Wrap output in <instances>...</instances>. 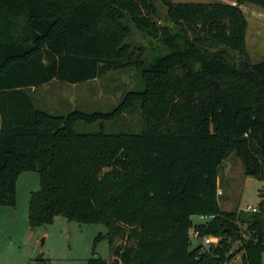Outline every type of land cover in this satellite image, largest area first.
I'll use <instances>...</instances> for the list:
<instances>
[{"label":"trees","instance_id":"trees-1","mask_svg":"<svg viewBox=\"0 0 264 264\" xmlns=\"http://www.w3.org/2000/svg\"><path fill=\"white\" fill-rule=\"evenodd\" d=\"M243 3L264 10V0H0V205H15L18 176L36 171L31 230L56 216L100 223L107 232L93 255L98 240L112 249L125 236L113 250L123 264H264V200L225 211L217 194L232 153L246 176L264 179V59L245 52ZM134 31L157 44L152 55ZM129 67L141 87L109 111L54 114L31 96L53 79L77 84ZM135 108L138 132L74 129ZM191 230L219 242L191 247Z\"/></svg>","mask_w":264,"mask_h":264},{"label":"rangeland","instance_id":"rangeland-1","mask_svg":"<svg viewBox=\"0 0 264 264\" xmlns=\"http://www.w3.org/2000/svg\"><path fill=\"white\" fill-rule=\"evenodd\" d=\"M172 2H215L232 0H171ZM160 11L164 6L157 2ZM242 11L247 20L245 32V52L251 63L264 59V10L251 4L243 3ZM162 23L160 18H155ZM133 43L147 48L152 55L157 44L134 31ZM238 61L237 52H233ZM141 87L138 71L134 67L111 70L101 77L77 84L53 79L31 91L32 99L38 109L54 114H66L72 110L109 111L128 90ZM141 116L137 108L126 112L122 117L112 121L86 124L77 121V132L90 133L102 126L106 132H138L141 128ZM264 167V156H263ZM221 193L218 197L220 208L226 211L246 210L248 206L258 208L264 200V179L246 176L240 160L232 153L219 170ZM39 174L25 171L18 178L15 205H0V264H85L93 256L106 259L108 264H123L114 254L116 247H124L128 241L124 237H115L110 249L106 239L92 247L95 237L106 233L107 229L100 223H80L56 216L51 224L41 225L31 230L27 220V211L31 193L39 189ZM222 194V195H221ZM192 222L202 223L197 215L191 216ZM242 231L245 226L241 225ZM192 232V230L190 231ZM126 233V231H125ZM247 235V234H246ZM191 247L201 241L192 238ZM132 243V242H130ZM235 260H239L238 256ZM264 263V254L262 255Z\"/></svg>","mask_w":264,"mask_h":264},{"label":"built area","instance_id":"built-area-1","mask_svg":"<svg viewBox=\"0 0 264 264\" xmlns=\"http://www.w3.org/2000/svg\"><path fill=\"white\" fill-rule=\"evenodd\" d=\"M221 191H217V194H220ZM247 210L248 211H256L257 208L255 207H250L248 206L247 207ZM198 217L201 219V220H204V219H208L207 216H204V215H198ZM191 236L192 238L194 239H199L201 241V244L205 247H208V246H211V245H216L218 242H219V237L218 236H215V235H204V236H200L199 235V232L197 230H192L191 232Z\"/></svg>","mask_w":264,"mask_h":264},{"label":"crops","instance_id":"crops-1","mask_svg":"<svg viewBox=\"0 0 264 264\" xmlns=\"http://www.w3.org/2000/svg\"><path fill=\"white\" fill-rule=\"evenodd\" d=\"M222 2H224V1H222ZM226 3H230V4H234L235 3V0H232V1H227ZM240 7L242 8V4L240 5ZM22 173H20V175H21ZM19 175V176H20ZM19 176H18V178H19ZM17 184H18V179H17V182H16V192H17ZM220 176L218 175V190L219 191H221V189H220ZM220 194H218V197H221V196H219ZM222 195V194H221ZM218 202H219V206H220V201H219V199H218ZM221 209V208H220ZM221 210H223V209H221ZM247 210V209H246ZM226 211V210H225ZM198 216V215H197Z\"/></svg>","mask_w":264,"mask_h":264},{"label":"water","instance_id":"water-1","mask_svg":"<svg viewBox=\"0 0 264 264\" xmlns=\"http://www.w3.org/2000/svg\"><path fill=\"white\" fill-rule=\"evenodd\" d=\"M236 246H237V244L234 245V248L233 249H235ZM36 264H41V263L40 262H37Z\"/></svg>","mask_w":264,"mask_h":264}]
</instances>
